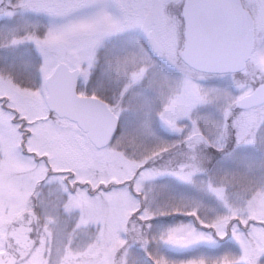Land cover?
I'll use <instances>...</instances> for the list:
<instances>
[{
  "label": "rangeland",
  "instance_id": "obj_1",
  "mask_svg": "<svg viewBox=\"0 0 264 264\" xmlns=\"http://www.w3.org/2000/svg\"><path fill=\"white\" fill-rule=\"evenodd\" d=\"M251 1L264 10V0ZM147 2L146 9L130 13L125 23L106 15L52 38L54 46L81 40L90 49L89 76L97 60L103 62L113 101L109 106L124 125L123 135L99 164L86 163L79 154L59 149L52 154L56 165L51 172L45 169L32 175L14 159L0 170V190L5 193V203L0 205V242L10 260L20 256L28 264H127V245L137 242L131 223L120 233L108 232L99 245L94 244L95 221L106 211L113 221L134 214L127 189L107 196L101 193L102 202L89 193L110 184L126 185L134 178L151 183L161 204L169 195L198 201L189 216L228 208L235 219L247 201L249 218L264 220V167L260 166L264 154L259 150L264 141V105L252 110L237 108L243 96L264 84V44L260 45L264 13L257 21L260 41L246 70L234 76L204 75L183 61L184 19L177 17L175 9L184 0ZM11 54L12 50L0 48V58ZM0 75L7 81L0 87V98L14 109H32L25 81L3 63ZM0 122L7 123V118L0 117ZM229 122L239 139L233 142L226 132L221 144L235 159L222 170H213V150H221L216 133ZM77 160L82 174L75 183L65 184L69 172L77 173ZM250 161L255 167L248 166ZM145 165L150 168L141 172ZM179 175L187 179L181 181ZM76 184L87 188H76ZM71 189L74 191L69 194ZM197 222L205 229L213 227L199 217ZM204 239L192 229L179 227L149 255L153 264H170L163 245L185 248ZM144 243H152L151 237ZM242 247L244 264H255L264 257V231L255 229L252 243L243 241Z\"/></svg>",
  "mask_w": 264,
  "mask_h": 264
},
{
  "label": "snow or ice",
  "instance_id": "obj_2",
  "mask_svg": "<svg viewBox=\"0 0 264 264\" xmlns=\"http://www.w3.org/2000/svg\"><path fill=\"white\" fill-rule=\"evenodd\" d=\"M148 6L147 0H0V48L12 50L11 55L0 58V63L25 81L23 87L29 90L30 103L34 106L25 112L12 108L7 100L0 98V117L7 118V123L0 122V170L14 159L32 175L45 169L51 172L56 165L52 154L59 149L79 154L86 163H100L107 149L112 148L123 135L124 129L123 123L118 122L107 144L100 146L93 116L103 111V106L92 97L100 96L105 103H113L109 98L107 69L98 59L89 76L87 69L92 67L90 49L81 40H69L58 46L52 45L51 40L54 36L70 33L80 23L106 15L125 23L130 13ZM215 6L212 0H191L188 5L177 6L175 14L183 20L186 7L206 11ZM6 84V78L0 75V87ZM226 132L233 142L239 139L238 131L231 127L230 122L217 130L215 139L221 150H213V170H222L225 163L235 159L234 153L221 144ZM45 136L48 140L44 139ZM259 150L264 154V141H261ZM80 164V160L74 161L77 173L69 172L65 184L76 182L82 174ZM248 166L252 168L255 164L250 161ZM260 166L264 167V159ZM149 168L145 165L140 171L147 172ZM178 179L184 181L187 177L179 175ZM76 188H87V185L76 184ZM125 188L131 197V206L135 208L134 214L127 220L121 215L113 221L106 211L95 221L98 230L94 244L99 245L108 232L120 233L131 223L137 242L127 245V264H153L149 255L153 247L159 250L167 234L179 227L192 229L206 239L185 248L163 245L169 254L170 264H226V261L244 264L242 242L251 244L255 229L264 231V220L249 218L247 201L242 203L241 210L232 219L233 211L228 208L223 212H197L196 216H189L198 201L185 195H169L161 204L160 194L151 183L135 178L126 185L101 186L89 194L102 202L104 196ZM73 191L69 190V194ZM4 203L5 193L0 190V205ZM197 217L213 227H201ZM148 236L152 243L145 244ZM155 254L158 259V251ZM0 264L28 262L20 256L10 260L0 242ZM255 264H264V257L255 260Z\"/></svg>",
  "mask_w": 264,
  "mask_h": 264
},
{
  "label": "water",
  "instance_id": "obj_3",
  "mask_svg": "<svg viewBox=\"0 0 264 264\" xmlns=\"http://www.w3.org/2000/svg\"><path fill=\"white\" fill-rule=\"evenodd\" d=\"M215 7L209 10L185 9V48L182 52L185 63L191 68L212 74L238 73L246 68L254 47V22L240 0H212ZM191 3L186 0L184 5ZM233 15H230V11ZM228 12V13H226ZM103 106V111L94 113L96 136L101 147L111 138L118 117L107 103L92 97ZM264 103V85L238 103L248 109Z\"/></svg>",
  "mask_w": 264,
  "mask_h": 264
},
{
  "label": "flooded vegetation",
  "instance_id": "obj_4",
  "mask_svg": "<svg viewBox=\"0 0 264 264\" xmlns=\"http://www.w3.org/2000/svg\"><path fill=\"white\" fill-rule=\"evenodd\" d=\"M241 1H242L244 8L249 11V13L251 14V16L253 17V19L255 21V44H254V50H253V54H252V57H253V55L255 54L256 49H257L258 41H260L259 35H258L259 32H258L257 21H258L259 15L264 13V10H261L260 6L258 7V5H256L255 1H251V0H241ZM226 13H228V12H226ZM232 13H233V11L231 10L230 15H233ZM261 43L264 44V36L261 39L260 45H261ZM234 75H237V74H228V75H221V76H234ZM263 105L264 104L257 106V107H254V108H251V110L259 108Z\"/></svg>",
  "mask_w": 264,
  "mask_h": 264
},
{
  "label": "trees",
  "instance_id": "obj_5",
  "mask_svg": "<svg viewBox=\"0 0 264 264\" xmlns=\"http://www.w3.org/2000/svg\"><path fill=\"white\" fill-rule=\"evenodd\" d=\"M33 200H34V202L36 201L35 197H34V199H33Z\"/></svg>",
  "mask_w": 264,
  "mask_h": 264
}]
</instances>
